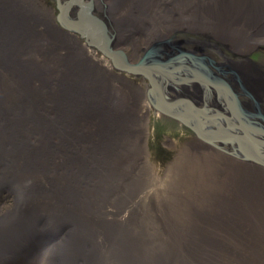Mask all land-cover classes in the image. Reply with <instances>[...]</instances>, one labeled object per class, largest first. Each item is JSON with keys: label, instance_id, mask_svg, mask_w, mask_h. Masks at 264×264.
I'll return each instance as SVG.
<instances>
[{"label": "bare ground", "instance_id": "bare-ground-1", "mask_svg": "<svg viewBox=\"0 0 264 264\" xmlns=\"http://www.w3.org/2000/svg\"><path fill=\"white\" fill-rule=\"evenodd\" d=\"M85 1L113 49L223 62L264 116V73L239 60L264 44V0ZM122 74L51 8L0 0V264H264V166L196 139L160 174L148 85ZM168 86L233 118L195 82ZM230 128L250 150L248 126Z\"/></svg>", "mask_w": 264, "mask_h": 264}, {"label": "water", "instance_id": "water-1", "mask_svg": "<svg viewBox=\"0 0 264 264\" xmlns=\"http://www.w3.org/2000/svg\"><path fill=\"white\" fill-rule=\"evenodd\" d=\"M55 2L58 12L56 20L60 26L78 34L89 47L110 61L118 72L147 81V98L154 110L175 120L198 139L211 144H215L214 142L228 144L235 152L243 156L242 159L245 158L264 166V125L258 124L257 120L264 123V116L261 115L259 109L255 114L241 106L240 101L247 98L256 108H259V104L248 91L242 88V93L237 94L226 82L225 77L229 74V67H219L209 57L185 53H181L182 56L163 59L153 54L154 50H149L137 63L131 64L123 51L113 49L105 26L91 15L90 3L85 0H68L63 3L55 0ZM73 6L78 11L75 17L70 18L68 12ZM233 75V78L238 81L236 74L233 73ZM188 82L197 83L205 94H211L220 106L228 108L233 118H228L225 113L207 104L203 106L183 105V101L177 98L168 84ZM236 118H239L249 128L250 150L244 149L237 132L231 128L229 131H216V127L223 122L232 125Z\"/></svg>", "mask_w": 264, "mask_h": 264}, {"label": "rangeland", "instance_id": "rangeland-1", "mask_svg": "<svg viewBox=\"0 0 264 264\" xmlns=\"http://www.w3.org/2000/svg\"><path fill=\"white\" fill-rule=\"evenodd\" d=\"M37 1L40 2L42 5H46L47 7L51 8L52 14L54 16L57 15L58 12L56 8L55 0H37ZM135 32H138V29ZM138 36L139 34L133 35L132 37L129 36V37L136 38ZM163 42L164 41L162 42L157 41V43L155 44H157V46H158V43H161V45H164ZM156 48L160 49L162 47L158 46ZM123 49H124L123 52L127 56L129 57L133 56L134 63H137L143 56H145V54L149 52L148 49H145V50H139L137 54H135L133 48L130 46V42H126L125 45L123 46ZM206 57H209V56H206ZM209 58L213 59L211 57ZM239 60L240 62L242 61L244 64L246 62L252 61L250 62L252 65L251 66L252 69H254L255 71H260L264 73V44L258 46L250 55L244 56L243 59H239ZM216 64L219 67L227 66L223 64V62L222 63L216 62ZM230 76H231V72H230ZM128 77H130L131 79L133 78L132 75ZM231 78L233 79V76H231ZM136 81L137 82L143 81L144 83L147 84V81L143 80L142 78H140L139 80L136 79ZM262 92H264V90H262ZM249 103H252V102H250L249 100ZM154 112L155 111L151 109L148 114L149 134L146 140V146H147V150L150 156V162L152 163L153 166L156 167L158 172L162 174L165 168L167 167V165L175 159V156L179 155L180 149L192 143L194 140L198 138L191 131H189L187 128H185L184 126H182L175 120H172L161 114H159L160 116L155 117ZM4 198H5V202L3 204V208H8L11 205V198L7 197L6 195H4Z\"/></svg>", "mask_w": 264, "mask_h": 264}, {"label": "flooded vegetation", "instance_id": "flooded-vegetation-1", "mask_svg": "<svg viewBox=\"0 0 264 264\" xmlns=\"http://www.w3.org/2000/svg\"><path fill=\"white\" fill-rule=\"evenodd\" d=\"M250 111H252V113H255L256 114L258 112V109L253 105L252 110H250ZM258 124H263L264 125V123L263 122H260L259 120H258Z\"/></svg>", "mask_w": 264, "mask_h": 264}]
</instances>
